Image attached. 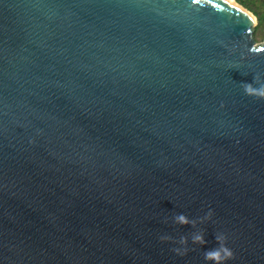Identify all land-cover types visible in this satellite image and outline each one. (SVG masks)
Masks as SVG:
<instances>
[{
  "label": "water",
  "instance_id": "1",
  "mask_svg": "<svg viewBox=\"0 0 264 264\" xmlns=\"http://www.w3.org/2000/svg\"><path fill=\"white\" fill-rule=\"evenodd\" d=\"M237 7L0 0V264H205L216 232L264 264V100L240 87L264 42ZM208 208L205 245L160 241Z\"/></svg>",
  "mask_w": 264,
  "mask_h": 264
},
{
  "label": "clouds",
  "instance_id": "2",
  "mask_svg": "<svg viewBox=\"0 0 264 264\" xmlns=\"http://www.w3.org/2000/svg\"><path fill=\"white\" fill-rule=\"evenodd\" d=\"M192 4L202 3V0H191ZM224 2L233 9L242 11V9L237 7L238 0H224ZM250 30H248L249 34ZM249 52L259 53L264 51V44L257 46L256 44H251L248 48ZM254 86L253 83L241 82L240 87L243 90V93L249 97H255L258 99L264 100V79L261 78L259 73L254 75ZM214 212L211 208H208L202 216L196 218H190L189 215L184 212H175L170 217H164L162 222L167 224L171 223L178 226H191L193 229L192 232L187 234H182L178 239H175L173 236L162 233L159 236V239L162 243H173L176 245L172 248V251L177 256H184L189 251V243L194 246H203L207 243L205 240V230L203 227L213 220ZM215 240L217 246L211 249H207L203 252V260L205 264H229L230 261L234 259V253L230 247L227 246V236L223 232L215 233Z\"/></svg>",
  "mask_w": 264,
  "mask_h": 264
},
{
  "label": "trees",
  "instance_id": "3",
  "mask_svg": "<svg viewBox=\"0 0 264 264\" xmlns=\"http://www.w3.org/2000/svg\"><path fill=\"white\" fill-rule=\"evenodd\" d=\"M238 4L252 12L258 21L254 37L264 36V0H238Z\"/></svg>",
  "mask_w": 264,
  "mask_h": 264
},
{
  "label": "rangeland",
  "instance_id": "4",
  "mask_svg": "<svg viewBox=\"0 0 264 264\" xmlns=\"http://www.w3.org/2000/svg\"><path fill=\"white\" fill-rule=\"evenodd\" d=\"M255 31H256V28H255V30H254V33H255ZM254 33H253V35H254ZM255 39H256V42H257L258 44L264 42V36H257V37H255Z\"/></svg>",
  "mask_w": 264,
  "mask_h": 264
}]
</instances>
